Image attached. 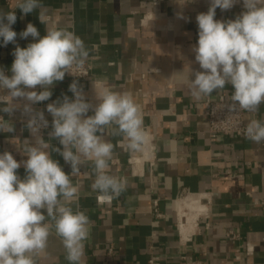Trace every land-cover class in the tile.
I'll list each match as a JSON object with an SVG mask.
<instances>
[{"label": "crops", "instance_id": "obj_1", "mask_svg": "<svg viewBox=\"0 0 264 264\" xmlns=\"http://www.w3.org/2000/svg\"><path fill=\"white\" fill-rule=\"evenodd\" d=\"M15 3L0 0V11H9ZM41 3V8L27 15L15 9L17 20L12 28L17 32L16 42L4 46L0 41V69L10 76L16 46L24 48L35 42L31 36L22 39L19 35L29 23L41 37L48 29L74 32L89 51L86 63L91 65V74L86 80H77L86 99L95 104L96 92L106 86L130 94L140 110L151 147L152 158L135 169L136 163L130 166L128 162L143 156L142 147L130 150L125 137L112 134L114 126L106 130L103 138L113 145L106 171L123 185L120 194L111 199L101 200L100 193L93 190L92 162L82 165L79 174L71 177L79 190L73 207L84 211L90 220L81 264H145L151 255H159L163 264H181L179 256L203 264H264V141L210 137L205 101L231 94L234 89L226 85L195 100L186 83L189 66L193 71L201 70L192 48L198 41L196 16L207 12L209 0ZM244 10L240 0L230 10L217 8L215 19L234 20ZM181 71L183 75L176 74ZM72 82L65 75L51 87L49 100L32 105L34 112L42 111L49 122L40 129V136L51 145L52 159L68 174L70 164L54 151L62 146L49 135L52 116L46 106L64 95L72 98L68 91ZM35 90L42 89L37 86ZM14 103L20 107L13 113L0 111L14 128L10 133L0 132V153L8 151L23 161L27 159L22 151L24 141L35 144L38 137L27 128L29 117L23 112L27 101ZM251 120L264 123V104L257 112L245 111V123ZM17 174L24 178L25 169L21 167ZM198 197L207 218L199 217L191 241L179 245L176 213L180 220L185 211L194 218L203 207H199ZM153 200L158 201L161 218L152 212ZM230 231L239 238L232 240L227 235ZM247 248L251 253H246ZM65 257L61 239L53 229L47 249L36 257L37 264H69Z\"/></svg>", "mask_w": 264, "mask_h": 264}, {"label": "clouds", "instance_id": "obj_2", "mask_svg": "<svg viewBox=\"0 0 264 264\" xmlns=\"http://www.w3.org/2000/svg\"><path fill=\"white\" fill-rule=\"evenodd\" d=\"M238 2L209 0L207 12L196 16L198 41L192 51L201 70L189 66L186 83L195 100L231 85L233 106L254 113L264 104V0H242L245 10L234 20L215 19L217 8L230 10ZM41 7V0H16L9 11H0L4 46L16 42L17 32L12 28L17 20L15 9L27 15ZM19 35L22 39L31 36L35 42L24 48L16 46L10 76L0 69V104L4 105L0 111L11 114L20 107L14 101H27L23 104L29 117L27 128L38 138L35 144L24 141L22 151L27 159L23 161L8 151L0 153V264H37L36 257L47 249L53 229L69 264H81L90 220L84 211L73 207L79 190L71 177L92 162L93 190L100 193L101 200L118 196L123 185L106 171L113 145L103 138L104 133L114 126L112 134L125 137L130 150H140L147 140L143 118L130 94L106 86L96 92L93 104L73 80L68 89L72 98L64 95L46 106L52 116L49 135L62 146L54 151L71 166V173H65L52 159L51 145L39 134L49 122L42 111L34 112L32 105L49 100L56 82L83 68L89 51L79 36L64 29H48L41 37L29 23ZM176 74L183 75V71ZM37 86L42 90L36 91ZM13 131L0 116V132ZM245 136L256 143L264 141V123L251 120ZM21 167L24 178L17 174Z\"/></svg>", "mask_w": 264, "mask_h": 264}, {"label": "built area", "instance_id": "obj_3", "mask_svg": "<svg viewBox=\"0 0 264 264\" xmlns=\"http://www.w3.org/2000/svg\"><path fill=\"white\" fill-rule=\"evenodd\" d=\"M190 1V0H185ZM91 74V65L85 63L83 68L74 69L72 75L66 74L67 77L72 80H86ZM206 109L205 116L208 121V134L210 137L214 138L217 135L225 136H239L245 137V130L248 124L244 121V110H240L238 107H234V102L231 100V94H223L217 98H207L206 99ZM43 128V127H42ZM134 158H131L128 164L131 166L135 164ZM262 209H264V203H262ZM152 212L156 218H161L162 214L158 211V201L153 200L152 202ZM199 217L207 218V210L199 214L196 217L194 224L190 227L182 225L178 220V215L176 213V230L179 245H185L191 241L195 229L197 228V220ZM232 240H236L239 236L232 231L227 234ZM246 253H251L250 248H247ZM181 264H203L197 260H188L184 256H179ZM235 259L239 261V257L236 256ZM145 264H163L162 258L159 255H151L147 259Z\"/></svg>", "mask_w": 264, "mask_h": 264}, {"label": "bare ground", "instance_id": "obj_4", "mask_svg": "<svg viewBox=\"0 0 264 264\" xmlns=\"http://www.w3.org/2000/svg\"><path fill=\"white\" fill-rule=\"evenodd\" d=\"M146 137H147V140H146V143L142 146V152H143V156L142 157H140V158H136V160H135V169H137L138 167H141V164L144 162V161H149L151 158H152V155L150 154L151 153V147H150V144H149V137H148V135H146ZM183 200V199H182ZM193 200V199H192ZM189 205H191L190 203H189ZM198 205H200L199 207H202L200 210H198V212H197V214L195 213V216H194V218H190L189 217V213L187 212V211H185V212H180V213H182V215L180 216V218H181V220L179 219V215H178V212H177V215H178V220L180 221V223L182 224V225H185L186 224V226H188V227H190V226H192L193 224H194V222H195V220H196V217L199 215V214H201V213H203L205 210H206V208H205V206L202 204V203H200V201H199V197H198ZM193 209H195V208H193ZM177 211V210H176ZM191 211V210H190ZM188 213V214H187ZM193 214V213H192ZM188 219V220H187Z\"/></svg>", "mask_w": 264, "mask_h": 264}]
</instances>
